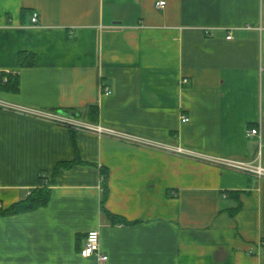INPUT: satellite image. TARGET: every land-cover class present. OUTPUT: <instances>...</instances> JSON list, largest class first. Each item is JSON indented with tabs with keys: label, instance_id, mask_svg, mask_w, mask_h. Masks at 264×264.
<instances>
[{
	"label": "crops",
	"instance_id": "0c3cea01",
	"mask_svg": "<svg viewBox=\"0 0 264 264\" xmlns=\"http://www.w3.org/2000/svg\"><path fill=\"white\" fill-rule=\"evenodd\" d=\"M0 73V264H264V177L31 113L264 167V0H0Z\"/></svg>",
	"mask_w": 264,
	"mask_h": 264
},
{
	"label": "built area",
	"instance_id": "2783aa9c",
	"mask_svg": "<svg viewBox=\"0 0 264 264\" xmlns=\"http://www.w3.org/2000/svg\"><path fill=\"white\" fill-rule=\"evenodd\" d=\"M158 5L160 7H164L165 1H160ZM32 20L34 23L38 22L37 13L34 14ZM228 38L231 39L232 35L230 34ZM0 76H1V73H0ZM4 81H8V78L5 77ZM185 82H187V80H185ZM101 87H102L101 89H102L103 94L108 95L111 93V88L107 86H103L102 84H101ZM0 105L7 106V104L3 102L2 103L0 102ZM21 109H24V111L27 112L25 108H21ZM31 113H33L34 115L47 118L49 120L54 121L57 124L67 126L75 130H89V131L99 133L101 135L110 134V135H114V136L123 138L125 140H128L130 142H133L134 144L165 148V149L177 152L179 154L194 156L196 158H199L213 165H217V166L228 168V169L238 170V171L248 173V174H256L257 176L261 178L264 177V167H262L261 164L255 165L252 162H246V161L236 160V159L227 158V157L202 154V153L194 152L191 150H186L182 148L181 146H177V147L169 146L167 144L157 142L149 138L135 136L133 134L124 133V132H120L117 130L108 129L100 125L91 124L89 122H85L76 117H71L68 115H62V114L53 113V112H42V111H37V112L34 111ZM182 120L183 122H188L190 118L188 116L183 115ZM246 134L248 137H258L260 140V147H262L263 142H264V125H263L262 119L260 118L258 125L256 127L247 129ZM1 187L2 186L0 182V188ZM262 244H264V242ZM81 255L85 258L95 257L101 264L108 262L109 256L101 247V233L98 229L88 232L86 239H85V243L81 249Z\"/></svg>",
	"mask_w": 264,
	"mask_h": 264
},
{
	"label": "trees",
	"instance_id": "16d2710c",
	"mask_svg": "<svg viewBox=\"0 0 264 264\" xmlns=\"http://www.w3.org/2000/svg\"><path fill=\"white\" fill-rule=\"evenodd\" d=\"M48 202L49 191L42 189L36 191L35 194L31 195L26 200L15 203L7 209H0V216L23 213L33 209L44 207L45 205H47Z\"/></svg>",
	"mask_w": 264,
	"mask_h": 264
}]
</instances>
